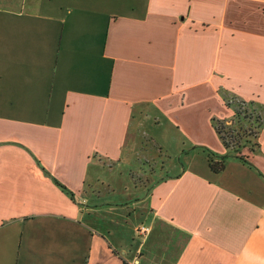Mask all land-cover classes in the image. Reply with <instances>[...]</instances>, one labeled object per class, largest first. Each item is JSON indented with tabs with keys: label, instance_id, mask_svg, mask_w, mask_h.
<instances>
[{
	"label": "crops",
	"instance_id": "obj_1",
	"mask_svg": "<svg viewBox=\"0 0 264 264\" xmlns=\"http://www.w3.org/2000/svg\"><path fill=\"white\" fill-rule=\"evenodd\" d=\"M224 94L264 105V0H0V264H264V127L229 152ZM147 120L187 166L103 180Z\"/></svg>",
	"mask_w": 264,
	"mask_h": 264
},
{
	"label": "rangeland",
	"instance_id": "obj_2",
	"mask_svg": "<svg viewBox=\"0 0 264 264\" xmlns=\"http://www.w3.org/2000/svg\"><path fill=\"white\" fill-rule=\"evenodd\" d=\"M149 121H142L139 126V136L133 153H129V157L121 163L113 165L112 168L106 167L103 180L132 181V176H134L135 179L141 181L150 177V181L154 182L161 174L173 173L175 170L187 166L188 157L182 150L185 148L188 150V147L181 144L174 129L167 124L159 125ZM125 153H128V147ZM194 159H196L193 166L195 170L210 174L207 168V154L198 155L195 153ZM108 195L119 196L112 193Z\"/></svg>",
	"mask_w": 264,
	"mask_h": 264
},
{
	"label": "trees",
	"instance_id": "obj_3",
	"mask_svg": "<svg viewBox=\"0 0 264 264\" xmlns=\"http://www.w3.org/2000/svg\"><path fill=\"white\" fill-rule=\"evenodd\" d=\"M226 104L234 110L229 120L213 118V126L229 152L246 161L247 157L241 150L245 146L256 149L261 129L264 127V105L254 100H244L233 95H223ZM230 122V123H229ZM205 150H208L207 148ZM228 154H217L207 151L208 164L211 171L219 173L226 167ZM61 187L69 191L64 185Z\"/></svg>",
	"mask_w": 264,
	"mask_h": 264
},
{
	"label": "built area",
	"instance_id": "obj_4",
	"mask_svg": "<svg viewBox=\"0 0 264 264\" xmlns=\"http://www.w3.org/2000/svg\"><path fill=\"white\" fill-rule=\"evenodd\" d=\"M141 230H143V231H146V230H147V228H145V227H142V228H141Z\"/></svg>",
	"mask_w": 264,
	"mask_h": 264
}]
</instances>
